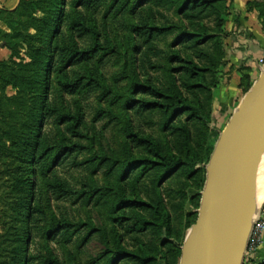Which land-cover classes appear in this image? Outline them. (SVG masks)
I'll return each instance as SVG.
<instances>
[{
  "label": "trees",
  "instance_id": "1",
  "mask_svg": "<svg viewBox=\"0 0 264 264\" xmlns=\"http://www.w3.org/2000/svg\"><path fill=\"white\" fill-rule=\"evenodd\" d=\"M249 8L259 11L264 27V0L249 3ZM230 10V0H21L14 11L0 10L10 17H28L19 21L23 28L52 34L63 33L65 22H70L67 38L32 55L41 69L57 72L58 87L73 102L56 110L64 124L59 138L50 142L46 134L39 135L31 161L49 175L50 200L108 205L114 231L128 242H116L118 248L112 249L105 227L75 221L66 212L48 215L39 206L30 207V215L38 213L45 221L42 227L49 228L51 240L59 236L68 244L87 229L84 241L95 233L106 246L94 263L178 264L184 232L197 220L187 205L199 207L205 167L215 148L208 132L213 90L225 63ZM86 11L91 16L102 11L113 15L129 34L120 39L104 26L99 29L87 20ZM123 14L131 17L130 23L122 20ZM17 56L20 53L14 52L11 58ZM108 64L119 66V72L106 75ZM4 80L15 88L28 84L21 78ZM249 81L242 78L244 92ZM92 97L101 103L99 119L119 126L125 138L122 156L112 150L98 152L95 138L86 132L84 102ZM155 126L161 134L146 130ZM221 133L213 130L212 135L218 141ZM66 163L89 171L87 181L76 186L53 168ZM99 173L104 174L101 186ZM190 189L195 190L192 196ZM46 264L66 263L51 254Z\"/></svg>",
  "mask_w": 264,
  "mask_h": 264
},
{
  "label": "rangeland",
  "instance_id": "2",
  "mask_svg": "<svg viewBox=\"0 0 264 264\" xmlns=\"http://www.w3.org/2000/svg\"><path fill=\"white\" fill-rule=\"evenodd\" d=\"M72 10L73 6L69 4L68 11L71 13ZM85 14L90 23L99 29L104 26L117 38L121 39L129 34L119 25L118 18H114L113 15L105 16L104 11L94 16L87 11ZM37 16L41 18L43 14L39 12ZM27 18H19L18 15L10 17L7 13L0 14V62L5 64L0 66V264H46L51 254L59 257L66 264H104V262L94 263L106 251V246L102 243L104 241L98 234L93 233L88 237V241H84L88 233L86 229L75 234L68 241L71 243L68 244L61 243L64 240H61L59 236L51 240L52 237L48 234L49 228L42 227L45 221H41V215L34 213L32 216L28 212L30 207L35 210L36 206H39L48 215L54 212L56 214L66 212L75 221H91L98 227H105L109 235L107 240L112 249L118 248L116 242H128L127 237L121 238V232L118 229L114 231L112 214L108 205L102 202L95 205L94 201L75 205L72 202L60 203L50 200L46 193L49 175L31 161V150L40 140L39 135L46 134L50 142L59 138L64 124L56 110L70 107L73 102L72 97L64 94L58 87L57 72L52 71L51 68L41 69L32 55L41 48L50 49V46L56 42L67 38L71 33V25L70 22H65L63 33L52 34L47 31H38L34 27H21L19 21L27 22ZM121 18L126 24L131 22L129 15L123 14ZM8 21L12 22L13 29L9 28ZM11 45L14 50L10 49ZM14 52H19L20 56L12 59ZM222 67L220 83L213 90L212 122L208 132L209 141L214 142L215 146L217 140L212 135L213 130L223 131L231 119V117H224V114L215 106L216 90L225 79ZM119 70V66L110 64L104 67V72L108 76L116 74ZM5 77L25 79L28 84L17 88L13 85L6 86ZM257 80L255 78L249 81L250 87L247 92H244V97ZM240 103L236 104V109ZM84 105L86 132L95 138L96 150L98 152L112 150L118 156H122L125 138L119 126L109 124L107 119H99L97 113L101 103L96 97L86 100ZM146 130L161 134L159 126ZM53 168L60 176L77 184L76 186L84 180L87 181L86 177L89 174V171H85L83 167L74 168L69 163L63 166L55 165ZM121 175L124 176L123 171ZM103 177L102 173L96 175L99 186L105 183ZM206 178L205 167V180L200 189L199 207L195 208L190 203L187 205V212L195 214L196 218H198ZM194 193L195 190L190 189V196ZM35 225L39 227L37 230L34 229ZM188 233L189 231L184 232V242ZM82 242L88 243L82 245ZM181 263L182 253L178 261V264Z\"/></svg>",
  "mask_w": 264,
  "mask_h": 264
},
{
  "label": "water",
  "instance_id": "3",
  "mask_svg": "<svg viewBox=\"0 0 264 264\" xmlns=\"http://www.w3.org/2000/svg\"><path fill=\"white\" fill-rule=\"evenodd\" d=\"M264 167V68L222 131L206 166L198 218L182 248V263L244 264L250 232L261 206L251 216ZM228 170L219 231L210 233L216 185Z\"/></svg>",
  "mask_w": 264,
  "mask_h": 264
},
{
  "label": "crops",
  "instance_id": "4",
  "mask_svg": "<svg viewBox=\"0 0 264 264\" xmlns=\"http://www.w3.org/2000/svg\"><path fill=\"white\" fill-rule=\"evenodd\" d=\"M259 0H230L231 10L227 18L225 40L226 58L223 65L224 83L216 90L215 106L224 117L235 112L236 104L244 97L242 78L258 79L261 75V58H264V27L256 8L249 3ZM20 0H0V10H14ZM264 203V200L261 204ZM258 206V208L261 206ZM264 262V243L257 255L245 264Z\"/></svg>",
  "mask_w": 264,
  "mask_h": 264
},
{
  "label": "bare ground",
  "instance_id": "5",
  "mask_svg": "<svg viewBox=\"0 0 264 264\" xmlns=\"http://www.w3.org/2000/svg\"><path fill=\"white\" fill-rule=\"evenodd\" d=\"M228 179H229V171L226 170L222 174L216 185V205L211 213L210 221H209L210 233L212 237H215L219 231L220 220L224 208V192L228 184ZM263 200H264V167L258 184V189H257L254 205L252 208L251 216L254 215L257 207L262 203ZM183 264H189L187 258L183 261Z\"/></svg>",
  "mask_w": 264,
  "mask_h": 264
},
{
  "label": "built area",
  "instance_id": "6",
  "mask_svg": "<svg viewBox=\"0 0 264 264\" xmlns=\"http://www.w3.org/2000/svg\"><path fill=\"white\" fill-rule=\"evenodd\" d=\"M261 68H264V58H261L259 61ZM264 243V205L261 207L258 217L253 223L245 260L248 261L257 255L259 248Z\"/></svg>",
  "mask_w": 264,
  "mask_h": 264
}]
</instances>
